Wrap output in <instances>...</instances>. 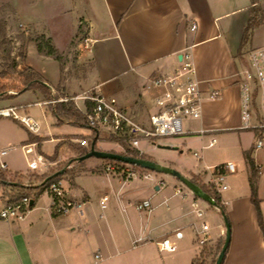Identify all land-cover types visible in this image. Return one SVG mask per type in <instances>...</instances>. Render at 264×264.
Segmentation results:
<instances>
[{"label": "crops", "instance_id": "crops-1", "mask_svg": "<svg viewBox=\"0 0 264 264\" xmlns=\"http://www.w3.org/2000/svg\"><path fill=\"white\" fill-rule=\"evenodd\" d=\"M260 3L264 9V0H260ZM3 4L14 10L24 28L31 29L38 37L50 38L60 52L72 47L82 27L83 39L74 47L78 53L77 63L91 64V69L84 79L87 86L80 84L82 87L78 92L80 95L74 91L69 93L70 90L66 88L68 93L59 96L57 87L60 81V65L56 62L51 70L52 73L49 71L51 79H47L36 65H31L53 93L60 97L53 103L71 99L82 112H87V100L83 99V95L93 91L116 98L120 106L136 121L149 126L150 117L155 112L152 102L154 96L149 99L152 91L148 88L149 81L158 76L175 73L181 66V56L191 52L204 99L202 116L199 120H190L186 127L190 133L185 135L190 137L185 138L184 142L161 143L176 147V150L159 148L157 145L159 142H154L152 143L154 147L149 152L153 153L154 149L180 151L182 144L188 146L194 143L191 137L194 135L200 138L203 149H208L210 141L214 138L218 144L226 143L232 136L238 137L247 176L229 187L226 191L230 192L229 195L220 194L231 228V241L223 264H264V234L252 202L250 169L244 157L245 152H250L261 172L258 195L264 217V162L262 157L255 155L264 148L257 150L256 143L244 146L243 135L246 131L240 130L241 72L248 64L249 53L262 48L254 46L253 43L258 37V31L261 29L264 31L263 23L254 31L250 41L245 46L242 45L244 32L251 18V0H1L0 15H3ZM194 26L196 29H193ZM240 53L244 55L240 56ZM110 84L113 85L109 86ZM70 87H74V83H71ZM214 91L219 92L220 96L211 99V93ZM29 92L40 94L42 99L35 105L46 107V115L51 113L49 102L38 89L28 90L13 99L0 100V110L29 105L16 104V101ZM152 94L155 95V92L152 91ZM5 103L6 106H3ZM57 125L60 129L64 127V124H59L58 120ZM80 130L73 127L72 132L60 133L49 138L52 142H59L61 146H68L61 143L66 140L79 144L81 140H86L92 135L91 129L90 133L86 134L79 133ZM201 130L207 133L203 135L200 133ZM254 135L257 136L256 133ZM35 137L41 138V142L31 143L29 139L23 145L40 146L46 139ZM3 139L4 141L0 140V149L2 147L5 149V146H15L20 142L16 133L13 139ZM100 150L118 153L114 148L101 147ZM141 151L148 156L147 152ZM39 156L43 157V155ZM52 156L44 157L45 163H48L43 165L46 167V172L39 176L50 173L59 163L68 160H64L59 153L55 160L50 159ZM69 157L77 159L76 153L71 148ZM199 157L203 160L200 154ZM216 165L219 164L207 167L211 170V180V168ZM89 166L86 163L84 165L85 168ZM238 168L237 166V172L231 175L232 177L237 176ZM8 171L11 174L21 175L20 172ZM196 176L202 179L200 174ZM143 178L152 180L156 185L155 193H151L149 197L156 199L161 196L155 206L152 205V211L148 210V213L136 209L138 204L151 201V197L144 195L141 198L139 194L143 188L131 186L135 179L116 185L115 179L101 178L84 170L76 174L72 184L68 180L61 179L66 197L84 203L86 208L85 216L81 217L77 214L78 219L68 216L69 214L62 215L67 225V228L62 230L69 232V234L65 233V245L68 249L65 264H118L116 261L118 256L140 250L142 247H145L143 253L133 255L132 259L128 257L125 260L126 264H198L203 251L215 247L216 244H223L227 231L224 220L222 217L213 216L214 221L210 224L204 218L206 212L199 205L193 192L183 193L180 190L181 193L177 194L176 189H180L179 186L176 185L173 187L174 190H171L165 181L153 178L150 173ZM32 183H34L33 177L28 183L24 182L26 186ZM94 193L100 194L96 203L91 197ZM44 195L50 197V206L46 207L45 211L50 215L51 226L58 232L60 225L57 217L60 215L54 207V198L47 191L39 198ZM104 195H109L111 198L105 210L101 209L99 204L100 198ZM191 195L194 197L191 198ZM3 198L5 197L0 194V208L7 204ZM205 201L220 213L219 208ZM194 202L198 205L197 209L203 212L201 217L193 207ZM36 203L37 201L35 205ZM33 207L24 220L11 222L0 220V264H57L56 261L48 260L49 258L45 262L37 260L33 252L30 254L27 251L30 254L28 257L21 254L25 246L29 251L38 247L39 251L36 230H39L42 221L32 215L35 211ZM203 222L210 226L211 240L200 246L197 231L201 230ZM83 225L87 227L84 230L86 237L90 233L93 234L90 238H86V244L74 236L77 227ZM177 232H182V238H176ZM53 234L55 235V232H51L50 235L54 236ZM165 239L176 244V252L161 251L158 243ZM140 243H144L141 248ZM88 244L96 246L91 259L90 255H87ZM51 254L52 251L49 250L48 255ZM97 254L101 256L99 260L95 258Z\"/></svg>", "mask_w": 264, "mask_h": 264}, {"label": "rangeland", "instance_id": "rangeland-1", "mask_svg": "<svg viewBox=\"0 0 264 264\" xmlns=\"http://www.w3.org/2000/svg\"><path fill=\"white\" fill-rule=\"evenodd\" d=\"M1 1V0H0ZM16 1V0H13ZM2 7L3 15H0V75L6 74L9 76H16L22 72L33 70L31 65H36L40 71L47 77V79H51L50 77L52 73V69L54 66V63L60 65V81L58 82L59 85L57 87V92L59 96H63L64 93H68L66 91V88L69 89V93L73 92L77 95L79 91H81L80 84L82 86L85 85L84 79L85 76L90 71L91 64H83L79 65L77 63V56L78 53L74 47H70L68 50H65L63 52H60L62 60L59 61L55 57L48 56L47 55H40L38 52V44L39 39L42 38V36H36L31 29L24 28L22 24L18 21L16 17V13L14 10H12L8 5H4ZM1 14V13H0ZM2 16V17H1ZM258 37H256V40L254 41L253 45L257 47H264V31L261 29L258 31ZM44 42V40H43ZM54 45V44H53ZM34 71V70H33ZM50 71V72H49ZM50 76V77H49ZM76 81V83H75ZM87 81V80H86ZM71 83H74V87H70ZM113 84H110L111 86ZM87 86V85H85ZM84 86V87H85ZM88 88V87H87ZM86 88V90H87ZM84 89V88H83ZM153 91V90H152ZM149 95V99L153 97L152 94ZM84 94L83 96H85ZM107 96V95H106ZM40 94H35L34 92H29L28 94L24 95L21 99L16 101V104H29L25 106L24 108L20 109L18 111L20 116H30L34 118L40 125V131L39 133H31L28 131L20 122L14 120V119H3L0 118V140L4 141L5 139H13L14 134L18 136V139L20 142H18L15 146H5L6 150L8 151V154L3 158V162H5L8 166L10 171L13 173L20 172L22 177L21 181L24 183H28L31 181L32 177L34 175H41L44 172H46V167L39 164L37 170H32L29 167V164L33 161L37 162V157L39 155H43V157L46 156H52L55 154L56 151H58L59 154H61L62 158L66 161H63L59 163L52 171H57L65 166L67 161L70 159L72 160L75 157H69L70 155V146L68 143H70L69 140H66L64 143L68 146H61L59 142H52L50 140V136L54 137V135H59L60 133H69L73 131V126L71 124H64V127L60 129V127L57 125V120L51 113L45 114L47 109L46 107H40L38 105H35L36 102L41 100ZM8 104V103H7ZM9 105V104H8ZM6 106V103L3 105ZM82 109H85L82 107ZM189 120L185 121V127L188 126ZM194 122V121H192ZM79 133H90V129L87 128H81ZM51 134V135H50ZM255 133L251 131H246L243 135V141L244 146H251L254 143H256L259 139H264V133L262 136L258 137L254 135ZM40 136L46 138L45 141L42 142L40 146L37 145H28L24 146L23 143L25 141H29L32 137ZM110 132L108 130H100V140L98 141L97 148L100 150L101 147L110 149L114 148L116 152L118 153H124V149L118 144L113 141H110ZM190 137L188 136H179V137H173V138H164L159 139V143L157 145H162L161 143L165 142H184L185 138ZM192 140H194V143L186 145H181L180 151H166L163 149H154V152H149L150 149H153L152 143L154 142H148L143 141L141 142L140 148L141 150L147 152L148 159L152 160L159 165L163 167L172 168L174 170L179 171L184 176L188 177L190 180L197 179V174H200L202 176L203 181L205 184H210L211 181V170L207 167L210 165L215 164H225L228 161H234L237 166L239 167V172L236 177L229 176L227 178V184L228 186L232 187L235 182L241 178H245L247 176L246 171V165L242 158V148L239 147V139L236 136H232L229 138V141L226 143H218L216 147L211 149H203V144L199 141L200 138L196 135L191 136ZM191 140V141H192ZM78 144V143H75ZM60 145V146H59ZM118 145L120 147H118ZM4 147H2L0 150H5ZM72 151L76 153V157L79 158L81 156L78 155V153L71 148ZM182 151V153H181ZM198 152L200 156L203 158V160L198 159L194 154ZM256 156H260L263 158L264 162V149L259 152V154H255ZM98 159L92 158L85 160L84 163L81 165H77V162H74L69 168H74L75 172L74 174L78 172H82L83 170L88 173L95 174L96 176L101 178H110L116 180V185H120V183L127 181L126 176L121 173L122 169L121 166L126 164H116L109 161L101 160L96 161ZM95 162V163H93ZM47 163V162H46ZM88 164L90 165L89 168H85L84 165ZM93 163V164H92ZM48 164V163H47ZM92 164V165H91ZM49 168L50 165H48ZM115 166L116 168H119V171L111 172L108 171V167ZM129 166L133 169H135L133 166ZM84 167V168H82ZM81 168V169H80ZM139 175V178L135 179L131 186L133 188L141 187L143 190L140 192L141 198L144 197V195L148 198L151 193H155L156 191V185L155 182L152 180H147L143 178L144 175L151 174L153 178H156L157 180H163L165 181L169 188L172 190L173 187L176 185L180 187V190L183 191V193H191L192 191L184 185L182 182H180L177 178L169 175V174H158L154 173L148 170L143 169H135ZM103 176V177H102ZM14 177V176H13ZM12 177V178H13ZM14 179V178H13ZM202 179L198 178L197 180L202 181ZM62 180H68L69 177H64ZM34 183L36 181L34 180ZM174 190V189H173ZM222 195L226 196L229 195L230 192L221 191ZM224 192V193H223ZM0 194L3 196V190L0 187ZM99 193H94L91 195L93 201L96 203L99 198ZM193 195H191V198ZM140 198V199H141ZM159 198L161 199V196L154 199L150 198L152 202V205L155 206V203L159 201ZM198 199V203L201 207L205 210L204 218H206L210 224L213 223L214 219L213 216L221 218L224 220V217L222 213H217L209 203H207L204 199H201L196 196ZM4 201H7V198H3ZM50 197L48 195H44L41 198L37 200L36 205L33 207L35 211L32 213V215L36 216L37 219H40L39 221H42L39 230H36L37 232V243L39 246L34 247L29 251L26 246L22 248L21 254L24 257H28L31 252L36 254V259L40 261H56L57 264H65V257L68 254V249L65 245V233L69 234L67 230H62L67 228V225L65 224V218L60 215L57 217L58 219V225L59 231L56 232L50 223V215L47 211H45V208L50 206ZM193 202V199H192ZM224 205V204H223ZM225 207V206H224ZM37 208V209H36ZM1 209V208H0ZM86 209V208H85ZM226 210V208H225ZM77 211L73 210L71 214L68 216H74L77 219L79 216L76 213ZM142 213H148V210L141 211ZM67 216V215H66ZM225 222V220H224ZM86 225L77 227V232L74 234L75 238L77 240H83L85 244L87 243L85 240L86 238H90V235L93 236L92 233L88 237L85 235V229ZM62 231V233H61ZM51 232H55L54 236H51ZM59 233V234H58ZM60 235V236H59ZM62 235V236H61ZM57 237H60L57 239ZM62 237V240H61ZM226 241V238L224 240V243ZM26 243V241H25ZM224 243L216 244L215 247H211V249L207 248L205 250L204 256L199 260L198 264H215V262L218 259V256L222 250V245L224 246ZM144 243H140L139 247L141 248ZM87 247V255H90V259L92 258V252L95 251L96 246L93 244L86 245ZM145 247H142L140 250L131 251L127 254L120 255L117 257L116 261H118V264H126V259L130 257L132 259L133 255H136L138 253H143ZM49 250L52 251L51 256L48 255ZM27 251L30 253H27ZM42 252V254H40ZM46 255V257L44 256Z\"/></svg>", "mask_w": 264, "mask_h": 264}, {"label": "built area", "instance_id": "built-area-1", "mask_svg": "<svg viewBox=\"0 0 264 264\" xmlns=\"http://www.w3.org/2000/svg\"><path fill=\"white\" fill-rule=\"evenodd\" d=\"M193 29H196V26ZM241 76L240 130L254 132L260 137L264 133V47L249 53L248 64L241 72ZM149 82L148 88L155 92L152 99L155 112L150 117L149 126H144L136 121L128 111L120 106L116 98L93 91L83 96V99L94 104L92 112L88 114L90 126L99 131L108 130L111 135L126 141L131 148L137 149L141 153L140 144L142 141L158 143L159 139L179 137L190 133L185 127V121L201 118L204 101L192 53L186 52L182 55L181 66L175 73L155 77ZM219 96L220 93L214 91L210 98L215 99ZM22 108L24 107L2 109L0 117L19 121L28 131L37 134L40 131L39 123L30 116H20L18 111ZM200 133L205 135L207 132L201 130ZM79 143L82 147H88L87 140H81ZM216 145L217 140L214 138L207 148H213ZM262 148H264V139H259L256 142V149ZM7 153V150H0V169L2 170H8V165L3 162ZM195 156L200 159L198 153H195ZM39 164H46L44 157L38 156L37 162H31L29 167L32 170H37ZM118 169L115 166L108 167V171L111 172L119 171ZM121 169V173L126 176L127 181L138 177L137 171L129 166L123 165ZM211 169L212 180L210 183L219 193L227 191L229 189L227 178L237 172V165L234 162H227ZM47 192L53 196L54 207L59 215H68L75 210L79 216H85V204L67 198L61 180L53 182ZM176 193L180 194V189H176ZM31 201V198L25 197L18 202L7 203L0 209V220L7 222L24 220L32 208ZM110 201L109 195L102 196L99 201L101 209H107ZM193 207L201 217L203 212L197 209L196 202L193 203ZM136 209L152 211V204L147 200L138 204ZM182 236V232L176 233V238L180 239ZM197 238L200 246H204L211 240L208 223L201 224V230L197 231ZM158 245L161 251L170 253L177 251L176 244L169 239L159 242ZM95 258L99 260L101 256L97 254Z\"/></svg>", "mask_w": 264, "mask_h": 264}, {"label": "trees", "instance_id": "trees-1", "mask_svg": "<svg viewBox=\"0 0 264 264\" xmlns=\"http://www.w3.org/2000/svg\"><path fill=\"white\" fill-rule=\"evenodd\" d=\"M250 14H251V18L245 29L243 36V44H242L243 46H245L246 43L250 41L254 31L264 23V9L260 3V0H251ZM82 30H83L82 27H80L79 30L80 32L77 34L76 39L72 44V47H76L79 41L83 39ZM39 40L40 41L38 44V51L40 53L55 57L59 61L62 60L59 51L53 45L52 40L50 38H46L45 36H42V38H40ZM243 55H244L243 53H240V56ZM31 89H38L43 92L44 99L47 102H49L51 113L53 114V116L57 118L59 124H71L76 127L87 128L92 130V135L86 138L88 142V147H82L80 143L75 144L71 141L70 143H68V145L71 148H73L78 153L79 156L81 157L85 156L90 151L92 143L95 140H97L96 149H98L97 146H98V141L100 140V131L97 128H92L89 124V119H88V114L92 112L94 104H92L90 101H87V105H86L87 112H82L75 104V102L71 99L65 102L53 103L55 100H59L60 97L57 94L53 93L52 89L33 70L22 72L16 76H9L6 74L0 75V100L13 99ZM110 139H111L110 141L118 143L124 149L125 152L121 154L127 156H133L135 158L149 160L148 157L143 153H141L139 150L131 148L126 141L116 138V136L114 135H111ZM30 140L32 141L31 143L41 142V138L39 137H32ZM57 157H58V151H56L55 154L52 157H50V159L55 160L57 159ZM244 157L250 169V187H251L252 202L257 210L258 223L264 234V217L261 211V206H260L261 202L258 195V181L260 178V170L256 166L255 160L252 158V154L250 152H245ZM105 161H109L120 165L123 164L117 161H111V160H105ZM74 162H77L76 164L79 166L85 161L78 162L77 159L74 158L72 160L67 161L65 166L57 171H52L42 176L34 175L33 179L36 181V183H32L31 185H27V186L21 181L22 176L19 173L11 174L8 170L0 169V187L3 190V196L7 198L8 203L18 202L22 198L28 197L31 198V200L34 202L35 205V202L40 197V195L46 192L48 187L53 182L60 181L64 177H69L70 183L71 184L74 183V180L76 178V173L74 174L75 172L74 168H69ZM133 167L135 169H142L137 166H133ZM61 171H65L64 174L55 177V174ZM198 178L199 177H197V179ZM197 179H193L191 180V182L198 187L199 191L204 192L210 200H213L217 204L219 211L222 213L223 217H226V219L230 224L229 217L227 215V212L220 197V193L216 190L215 186L212 183H210L209 185L205 184L204 182H201ZM38 182L39 184H37ZM204 254L205 251H203L201 256L203 257Z\"/></svg>", "mask_w": 264, "mask_h": 264}, {"label": "water", "instance_id": "water-1", "mask_svg": "<svg viewBox=\"0 0 264 264\" xmlns=\"http://www.w3.org/2000/svg\"><path fill=\"white\" fill-rule=\"evenodd\" d=\"M182 59V56H181ZM96 141L95 140L92 143L91 149L90 151L82 157L77 158L78 162H83L85 160L91 159V158H95V159H99V160H111V161H117V162H121L123 164L126 165H130V166H137L140 167L142 169L154 172V173H158V174H169L175 178H177L180 182H182L184 185H186L197 197L207 200L208 202H210L214 207H217V204L213 201L210 200L207 195L204 192L199 191L198 187L195 186L191 180L189 178H187L186 176H184L183 174H181L179 171L174 170L172 168H166L163 167L161 165H159L158 163L152 161V160H146V159H141V158H135L133 156H127V155H123L120 153H113V152H108V151H103V150H99L96 149ZM159 148H163V149H172L173 147L171 146H165V145H158ZM173 149H177L176 147H174ZM65 171H61L55 174V177H58L62 174H64ZM158 189V188H157ZM34 205V202L31 201V206ZM225 220V225H226V241L224 243V246L218 256V259L216 261V264H223L224 259L226 257L229 245H230V241H231V228H230V224L228 222V220L226 219V217H224Z\"/></svg>", "mask_w": 264, "mask_h": 264}]
</instances>
